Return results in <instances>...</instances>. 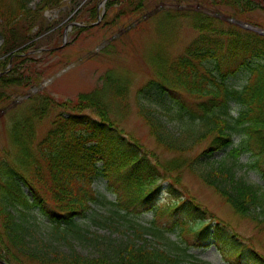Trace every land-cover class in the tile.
<instances>
[{
  "label": "trees",
  "instance_id": "trees-1",
  "mask_svg": "<svg viewBox=\"0 0 264 264\" xmlns=\"http://www.w3.org/2000/svg\"><path fill=\"white\" fill-rule=\"evenodd\" d=\"M49 1L0 0V56L7 55L0 68H6L15 49L39 44L31 43L40 34L38 29L32 33L36 12L62 0ZM117 1L124 5L123 13L143 14L149 0ZM174 1L187 7L165 15L191 21L198 36L174 57L159 43L150 59L155 76L140 89L149 102L139 106L150 134L168 156L143 150L140 140L121 127L106 95L112 93L124 105L129 86L110 75L105 79L110 91L83 93L75 100L57 101L46 91L32 95L9 130L12 149L0 152V264H209L190 252L192 237L203 236L207 223L194 213L207 212L205 206L178 194V187L169 190L172 198L165 208L169 216L183 213L173 224L177 242L164 245L163 230L142 229L127 218L149 210H156L155 216L164 213L158 195L162 173L178 185L184 173L199 178L264 234V185L239 175L241 168H248L246 172L264 177V35L208 9H225L236 17L264 10V0ZM98 3L92 4L95 15ZM23 51L15 52L12 69L0 77V89L31 86L41 79L27 57L19 55ZM239 71L247 73L241 87L229 79ZM53 113L51 127L38 138V126ZM242 155H249L248 163ZM99 179L115 196L108 201L115 207L111 224L126 219L134 229L131 241L118 242L79 224L90 213L97 214L94 203L106 200L95 188ZM93 220L106 222L99 216ZM74 239L93 243L101 254L83 255ZM63 243L69 244L67 251ZM111 250L114 261L108 260ZM224 256L232 264H244L236 253Z\"/></svg>",
  "mask_w": 264,
  "mask_h": 264
},
{
  "label": "rangeland",
  "instance_id": "rangeland-1",
  "mask_svg": "<svg viewBox=\"0 0 264 264\" xmlns=\"http://www.w3.org/2000/svg\"><path fill=\"white\" fill-rule=\"evenodd\" d=\"M85 1L86 4L84 0H62L59 4L44 8L40 13L36 12L37 24L32 29V33L36 29L39 30L40 34L35 35L34 41L40 42L24 50L22 56L27 57L25 59L27 64L29 62L34 65L35 72L41 76V79L31 86H13L5 91L0 89L2 97L0 152L12 149L9 126L12 121L21 117L30 105L29 97L37 92L46 91L57 101H62L75 100L83 93L110 91L105 80L110 75L112 79L129 82L128 98L126 97L124 105H120L121 102L117 101L112 93L106 95L108 103L115 105L113 111L116 118L121 121V127L140 140L143 150L161 153L163 157H167L168 154L161 152V148L150 134L149 127L139 115V106L149 102L145 94L140 92V88L155 76L150 59L157 55L160 42L163 43L169 56L174 57L184 52L196 37V31L189 20L176 19L170 14L165 15L168 11L181 10L187 6L180 7L174 0H149L145 13L126 14L122 12L124 5L121 6L119 1L115 0V3L111 4L112 0H99L98 14L95 15L92 13L94 0ZM196 2L191 3L192 6H195ZM208 7L218 17L228 18L230 15L225 9L221 11ZM238 17L257 29H264L262 8L249 13H239ZM78 27L83 28V32H80ZM2 44L3 40L0 39V47ZM0 58L2 61L7 55ZM11 69L12 63L7 64L4 69L0 68V76L4 72L8 74ZM24 79H27L26 76ZM246 79L245 72H237L231 78V82L240 86ZM155 102H152V105H156ZM237 113L238 110L234 106L233 114L237 115ZM53 117L54 115L48 116V119L38 126V138H41L51 127ZM175 121L174 126L178 122ZM235 138L240 142L242 136L237 135ZM241 159L244 163H248L250 158L249 155H242ZM246 169L248 168H241L239 175L264 185V177L261 174L253 170L246 172ZM161 175L158 195L164 213L155 216L156 210H149L143 211L140 215L133 214L127 217L131 219V224L135 221L139 227L143 226L142 229L155 227L163 230L164 238L159 237V239H162L164 245L167 242L169 244L177 242L178 228L173 224L183 213L169 216L165 208L172 198L169 190L171 187H178V194L184 195L187 199H195L196 202L203 204L205 206L203 208L207 211L194 213L195 219L206 217L207 223L203 228V236L192 237L191 253L209 264H232L224 256V253L230 252L236 253L244 264H264V234L260 233L255 223L236 215L230 205L199 178L184 173L182 183L178 185L166 174ZM95 188L105 195L106 200L104 203H94L93 207L97 214L90 213L82 218L79 224L89 228L92 233L110 235L118 239V242L123 239L131 241L134 229L126 219L116 220L114 225L111 224L113 220L109 215L115 207L108 201H114L115 196L108 190L106 181L97 180ZM95 216L106 222L103 225L96 224L93 220ZM154 219L155 225L152 224ZM146 236L155 242L150 236ZM206 236L208 240H205ZM135 243L141 244L142 240L135 239ZM73 244L79 252L90 258L101 254V250L87 240L74 239ZM60 246L62 250L67 251L69 244L63 243ZM112 251L108 255L109 261L115 259Z\"/></svg>",
  "mask_w": 264,
  "mask_h": 264
},
{
  "label": "bare ground",
  "instance_id": "bare-ground-1",
  "mask_svg": "<svg viewBox=\"0 0 264 264\" xmlns=\"http://www.w3.org/2000/svg\"><path fill=\"white\" fill-rule=\"evenodd\" d=\"M84 2H85V4H86V1H85V0H84ZM47 30H48V29H47ZM47 30H46V31H47ZM41 34H42V33H41ZM35 42H36V41H34V42H31V43L33 44V43H35Z\"/></svg>",
  "mask_w": 264,
  "mask_h": 264
}]
</instances>
